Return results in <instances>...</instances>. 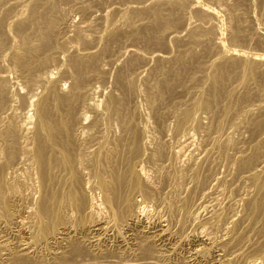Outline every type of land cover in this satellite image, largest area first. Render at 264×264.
<instances>
[{
  "label": "bare ground",
  "instance_id": "bare-ground-1",
  "mask_svg": "<svg viewBox=\"0 0 264 264\" xmlns=\"http://www.w3.org/2000/svg\"><path fill=\"white\" fill-rule=\"evenodd\" d=\"M11 1L13 2L12 4H10ZM59 1L33 0L21 3L18 0H0V264H107L112 262L113 258H117L115 264H173L174 260L182 259V256L180 257V251L185 248L188 242L191 249L188 252L186 251L187 255L182 259L184 264H233L236 260V262L238 260L240 262V258L242 259L246 255V250L240 249L242 247L241 244L246 241L243 240V237L247 235L245 234V231H247L245 229L257 228L259 222L262 221V217L259 220L260 215L264 214V136H261L264 131V105L259 104L260 107L258 109L261 112L258 115H256L257 113L252 114V109L250 110L248 108V103L254 100L255 97L260 99L258 96L264 89V60L262 56L255 53L256 55L254 54L253 58H248V56V59H244V57L243 59H227L226 52L222 50H218L217 52L216 47H214L216 55L215 53L212 54V52H209L212 54V57L215 55V58H212L213 60L209 59L211 61L209 63L202 60L204 58L200 59L202 56L197 57L196 52L193 53L194 49L186 52L180 51L181 53L177 51L176 54L179 55L175 59L172 58L173 62L169 61V58L156 55L157 64L147 69L146 76L141 82H139V78L137 77L139 73H135L136 75H134V72L138 68H141L142 58L140 56L143 54H139V57L134 56L131 60L129 56V61L127 60V63L125 62L124 64L123 60V67L121 66L122 68H119L116 71L117 73L115 72L116 75H113V80L111 79V82L113 81L111 84V86L113 85V89L110 88L112 91L104 96L101 94L103 98L99 101L100 97L96 98V96L97 94L101 96L97 91V88L100 90V86L96 88V85L93 83H97V86L99 83V85H102L104 79H106L105 76H109L106 75L104 70H101L102 67L100 64L103 63L101 62L103 57L109 58L108 54L110 50L113 51V44L111 43L114 42L116 45V42L121 38L131 36L137 40L136 42L140 41L144 45V48H164L166 45L164 32L169 28L172 31L171 29H174L176 26L178 27L183 16L178 17L175 13L176 10L180 11L181 5L183 4L177 3L174 0H160L155 3V6L153 5L154 3L152 4L153 8L147 6L149 9H146V7H143V11H140L141 9L136 11L137 7H134L135 11H132L133 9H130V11L129 8L128 10L125 8L127 12L121 16L123 22L125 21L132 26L143 16L150 18V21H147L148 23L145 22V25L141 27L137 26L140 23H137V25L135 23V28L136 26L139 28L133 30L134 26L133 28L131 27L132 29L129 27L133 30L130 33V30L127 31V26L125 27L126 32H119L121 28L120 24L117 25L118 27L116 29L115 17H113V21L110 15L112 20L108 21L110 18L107 19V25L103 33L93 35L94 33H90L91 29H93L92 27L87 24L82 25L86 22V17L91 15L87 11L89 8H84L85 6L83 4L78 6V2L76 7L81 17L79 19H82V21L80 23L77 22L76 25L69 26L70 24L64 23V20H62L63 17H60ZM196 1L198 2V0ZM236 1L237 5L238 3H241V5L242 3L246 4V0ZM8 3L11 7L7 5ZM189 3L194 5L195 0H191ZM208 3L210 4L212 2L206 1V5ZM199 5H202V3ZM206 5L201 8V12L205 10L209 17L207 15L205 16L204 13L203 16L209 19L210 16L213 18L218 17L219 12L217 13V7L213 8ZM5 6H9L10 8H7V10ZM17 6L21 10L14 14L15 10L13 12V9ZM238 6L240 7V5ZM150 7L152 6L150 5ZM239 7L231 10V13H229L230 15L228 17L231 20L233 18L240 19L241 12L239 13L238 11ZM116 9H119V7ZM192 15L194 16V13ZM104 17L102 16L101 18ZM201 18L202 21L205 19L203 17ZM8 20L11 21L8 22ZM101 22H103V19ZM234 23L236 24L238 22ZM240 23L239 20V26L236 25L234 30H229L231 31V38L229 39L233 43H244L243 40L247 37V28L240 25ZM197 25H199V22ZM61 26L63 28L65 27V30L68 29V31L73 33L69 40L72 46H83L82 52L88 49L86 47H89L91 40L87 34L90 33L96 37H94L95 41L103 42L101 51L86 53L84 51V53H78L75 49V52L72 49L74 53L71 51L72 54H68V35L66 37L67 41L65 42L63 39L64 36H62L65 30ZM60 27L64 32L61 35L63 38L60 36L63 40L59 41L56 37L59 33L56 34V30L59 29L58 31L60 32ZM187 27L189 26L187 25ZM193 28L195 29L194 26ZM208 28L210 29V26ZM215 29L212 30L215 31ZM191 30H188L190 33L187 31L191 37L190 45L195 48H201L207 53L212 44L208 47L207 44L209 41L208 43L203 41L202 34L196 32L197 29L195 31ZM87 31L88 33L86 34ZM180 31L182 32V30ZM217 31L216 34L219 33ZM262 31L263 33H261L264 36V29ZM100 32L96 33L98 34ZM175 32L172 33L174 34ZM207 33L206 35H208ZM223 33L221 31V34ZM221 34L216 36H220ZM225 34L228 37L229 33ZM169 36L166 38H170ZM174 37L175 39L178 38L177 36ZM206 38L209 37L207 36ZM209 40L212 39L209 38ZM122 42L124 41L122 40ZM222 44H219L218 48ZM234 46L236 47V45ZM204 51L202 53L206 55ZM169 53L167 51L165 54ZM58 54L65 56L63 63L59 61L61 59H58L59 57L61 58L60 55L57 58L56 55ZM131 54L134 55L135 52ZM204 57L207 58V56ZM144 59L142 62H144ZM104 60L107 59L104 58ZM145 63L144 66L146 68L147 65ZM8 72L12 74V79L10 78L11 75L8 77ZM204 72L206 74L200 76ZM234 76L237 77L233 79ZM238 77L240 78L238 82L240 80L242 81V88L240 86L241 83L239 84L241 88L240 92H237L238 88L233 87L237 81H234L235 84L232 85V80H237ZM251 85L255 86V91L254 89L253 91H251L252 89L250 90ZM178 87L183 88L185 91L193 90L196 93L190 94L189 91L190 96L195 97L194 101L185 104L184 107L179 103L177 105L183 108L181 107L182 109L180 111H174L172 105L175 103L176 98L180 99L181 95L178 97V94L183 90L180 88V91H177ZM104 92L107 91L104 90ZM184 94L182 92V96H185ZM186 98L188 99V97ZM190 99L192 100V98ZM255 101L257 103V100ZM141 102H143L146 110H148L147 112H150V116L154 119L153 125H156V131H160L162 127L161 123L165 120V117L173 114L172 117L174 118L172 119L175 122L172 133L175 142L173 147L170 148V154L167 150L169 146L155 137L153 132L149 134L147 131L148 127L144 123V113L139 106ZM237 102L239 103V107L235 108L234 104ZM243 104H246L248 109L242 107ZM17 105H19L18 109L23 112L21 117L19 116L21 114L16 112ZM177 107H175V110ZM201 111L208 114L206 116H208L209 120L206 119L209 121V125L206 130L202 127V123L200 124V117L202 115H200V119L197 116ZM239 115L247 119L246 134L249 133L253 144L251 148L249 147L250 150L239 148V141L237 144L229 138L223 137L224 135L222 137L220 135V131H223L226 125L229 127L228 124H231V128L238 127L237 123H234L233 120ZM168 120L171 122V119ZM166 121L165 123L168 124L169 122L167 123ZM201 132H206L204 133V135L206 134L205 144L208 147L212 146V149L214 148L218 160L226 166L227 175L222 177L218 175L219 177L214 181V183L216 182L215 188L219 187L220 189L222 187L220 191L226 197L224 199L226 200L224 202L226 204L219 206L218 204L220 203L214 204L215 201L211 202L213 195L209 200L210 203H205L203 198V202H201L199 196H197L199 199L198 202L200 201V207L198 206L199 208L191 212V209H189L191 195L196 193V190L198 192L200 186L202 189V187L204 188L206 185H209L212 181L210 177L215 175L214 167L208 169V173L201 172L202 166L205 165L204 161L210 156L212 150H206L207 148L203 146L205 148V150L202 148L203 154L205 153L204 156H191L190 159L188 158L189 161L184 168H181L177 161L179 162V158L182 155L179 150L181 146L192 141L194 135H199ZM246 137L247 141H250L248 136ZM209 144L211 145L209 146ZM193 148L196 149L195 147ZM197 154L200 155L199 151ZM180 159L184 160V157ZM143 162L147 164L146 166L148 168L153 169L155 182L149 180L147 173L151 170L146 172L145 169L147 167L144 169L145 166L143 167L141 164ZM163 162L170 164H168L169 166H165ZM219 166L222 167L221 164ZM222 168L226 171L224 167ZM200 173L205 175L201 176ZM229 176V180L232 178L234 180L244 179L253 187L252 189L248 185L249 191H251L250 189L253 190L249 192L247 188L244 190L243 187L245 186L242 185L241 189L244 192L239 194L240 199L238 197L242 202L240 204L242 218L241 215L240 218L246 223V228L242 226L243 223L240 224L238 222L239 219L237 221L231 220L228 217L231 216L230 213L226 211L228 207L236 208L237 203L234 201V196L237 195H233V193L234 190L240 189L231 188V182H229L231 186H228L227 177ZM167 182L173 184L171 188L172 192L170 194L168 193V198L163 200L167 212L168 227L162 226L161 221L157 220L159 217L156 219V225L151 227L148 224L150 221L147 223L146 218H144L148 209L147 201L155 194L156 187L160 184L165 187L164 185ZM184 182L190 185L186 195L182 193L183 191L179 187ZM155 184L159 185L155 186ZM238 184L237 187H240V183ZM211 185L213 188L214 184L211 183ZM178 187L181 190L179 192L185 196H178ZM205 195L202 193V196H200L205 197ZM220 195L218 196L221 197L222 195ZM137 196L141 197L142 202H136L135 198ZM157 206L156 203L154 207L156 208ZM237 206H239V203ZM201 207L210 214L207 217L208 219L202 220L204 217L202 218V215L198 212ZM229 210L231 212V209ZM185 219L188 221L186 222ZM263 222L262 224H264ZM188 223H195L196 226L191 231L185 232L186 234L182 233L183 235H179L178 231L183 230ZM227 224L230 227H227ZM122 230L124 233H122ZM184 230L186 231L187 229ZM213 230L216 232L217 230L222 231V235L219 238L217 236L218 234L211 235ZM255 230L256 234L260 232L257 233V229ZM258 230L260 229L258 228ZM108 232L114 233L117 239L116 245L108 244L111 242H108L111 238V236L110 238L108 237L109 235L107 236ZM204 237L208 238L209 245L203 239ZM261 243H263L262 240ZM261 243L258 245L260 246ZM222 246L227 248L235 246L236 248L239 247L240 250H234L230 254L225 251L226 253L221 258L219 257L220 260L217 261L215 260L217 256L216 249ZM259 249L252 248V251L254 250L255 254L259 255L262 252L258 251ZM129 252H131L130 255ZM251 253L248 255L252 256ZM210 255L213 258L211 261L208 260V256ZM260 259L264 261V253L261 254ZM182 260L179 261L181 262ZM255 262L257 261L254 258L246 262V264H255Z\"/></svg>",
  "mask_w": 264,
  "mask_h": 264
},
{
  "label": "rangeland",
  "instance_id": "rangeland-1",
  "mask_svg": "<svg viewBox=\"0 0 264 264\" xmlns=\"http://www.w3.org/2000/svg\"><path fill=\"white\" fill-rule=\"evenodd\" d=\"M19 2H21V3H24V2H30V1H33V0H18ZM133 3H132V2ZM138 1H140V2H138ZM144 1L145 0H63V8H62V6H61V3H62V0H60L59 1V4H60V8H59V14H60V17H63L62 18V20H64L63 22L64 23H66V24H70L69 26H71V25H76L77 24V22L78 23H80L81 21H82V19H79V18H81L80 17V15L78 14L79 12H78V9H77V7H76V5H77V3H78V6L79 5H84L83 7L84 8H89V9H91L90 10V12H89V9L87 10L88 11V13H91V15H88V13H87V17H86V22L85 23H83L82 25H89L90 27H92L94 30H96V31H94L93 29H91V31H90V33H94L93 35H99V34H101V33H103V30H104V28H105V26L107 25V23H106V21H107V19L108 18H110L111 16H112V19H113V17H115V20H116V25H115V27H116V29H117V25H119L120 24V31L119 32H126V28L128 29L127 31H129V33L131 32V31H133V30H135L136 28H139V27H137V26H142V25H145V22L146 23H148L150 20V18H147L146 16H143V17H141V18H139L138 19V21L137 20H135V21H137V23H140V24H138L137 25V23H136V28H135V23H134V25H129V23H127V22H123V20L121 19V16L125 13V12H127V10H128V8H129V10L131 9H133L132 11H135V8L134 7H137V9H136V11H138V10H140V11H143V7H146V9L149 7V8H153V5L155 6L156 4V2L157 1H160V0H154V1H152V0H148V2H147V0H146V2L144 3ZM174 1H176L177 3H181V4H183V5H181V8H180V11L179 10H176V16L178 15V17H180V16H185L184 17V19H182L183 17H181V22H183V23H181L180 22V24L178 25V27L176 26V27H174V29H171L172 31H170V28L169 29H167V31H168V33H167V31H165L164 32V37H165V51H164V48H159V47H151V49H150V47H146V48H144V45L139 41V42H136L137 40H135V39H133V37H131V36H126L127 38H129V39H127L126 37H123V41L124 42H122V40L120 39V40H118L117 42H116V45H115V43L113 42V43H111V44H113L112 45V47H110L111 46V44H110V48H112L113 49V51L112 50H110V53L108 54V56H109V58H107V57H103V59L101 60V62H103V63H101L100 64V66L102 67L101 68V70H104V72L106 73V75H111L110 77L109 76H105V78L106 79H104V82H106L105 83V85H104V82H103V84L102 85H99L98 84V86H97V83L95 84V83H93L94 85H96L95 87L97 88V87H99V89L100 90H98V88H97V91L99 92V94L101 95H107V93L109 94V92L110 91H112L110 88H112L113 89V85L111 86V84H112V82H111V79L113 80V78H114V76L116 75V71H118L119 70V68L121 69L123 66H122V64H123V60H124V64H125V62L127 63V60L129 61V58H130V60L131 59H133L134 58V56L136 57H139V54L140 55H142V56H144V57H146L145 59H144V57H142V56H140V58H142V61H143V59H144V62H142L141 61V68H138L137 70H139V71H135L134 72V75H136L137 73H139V74H137V77L139 78V82H141L142 81V79H144L145 78V76H146V72H147V69H149V68H152V67H154L156 64H157V59H156V55H158V56H160V57H163V58H169L168 60L169 61H172L173 59H175V58H177L178 57V55L179 54H176L177 53V51H178V53H181V52H186V51H189L190 49H194L193 50V53H195L196 54V56L197 57H199V56H202V57H200V59H202V58H204V59H202V60H204V61H206V62H208L209 63V61L210 60H213L214 58H215V55H216V51L218 52V50H222V51H225L226 52V57H227V59H243V57H244V59L245 58H247L248 56V58H253L254 56V54L256 53L257 55L259 54L260 56H262V58H263V60H264V36L262 35V33H263V29H264V0L262 1H260V0H246V4H243L242 3V5H241V3H238V5H240V7L237 5V1L236 0H225V2H224V0H198V2L195 0V3H194V5H192V3H189V1L191 2V0H189V1H185V0H179V1H181V2H179L178 0H174ZM202 1V2H201ZM205 1V2H204ZM206 1L208 2H212V3H210V4H212V5H210L209 3L207 4L208 6H211V7H213V8H216V9H218V11H217V13H218V17H215V18H213V17H211L210 16V19L208 18L209 17V15L205 12V10H202V12H201V8H203V6L204 5H206ZM61 2V3H60ZM65 2V3H64ZM111 2V3H110ZM226 2H227V4H226ZM250 2V3H249ZM263 2V3H262ZM13 2L11 1L10 2V4H12ZM81 3V4H80ZM113 3V4H112ZM137 3V4H136ZM142 3H143V6H142ZM149 3H150V5L152 6V7H150V5H149ZM154 3V4H153ZM184 3H186V4H184ZM200 3H202V5H199ZM215 3V4H214ZM220 3V4H219ZM245 3V2H244ZM252 3V4H251ZM257 3V4H256ZM10 4L8 3L7 5H9L10 6ZM106 4V5H105ZM140 4V5H139ZM146 4V5H145ZM153 4V5H152ZM192 6H191V5ZM197 4V5H196ZM233 4V5H232ZM131 5V6H130ZM138 5H139V7H138ZM199 5V6H198ZM206 5V6H207ZM220 5V6H219ZM7 7V6H5L6 7V9L8 8H10V7ZM86 6H88V7H86ZM130 6V7H129ZM148 6V7H147ZM184 8H183V7ZM195 6H198V7H195ZM215 6V7H214ZM219 6V7H218ZM233 6H237V7H239V9H238V11H239V13L241 12V14H240V16H239V20H240V25H242V26H244L245 28H247L246 30V32L248 33V35H247V33H246V36L247 37H245V39L243 40V42L244 43H240V44H238V43H233V42H231L232 40H230L229 38H231L230 36H231V31L232 30H234L235 28H236V25L237 26H239V20L237 19V18H233V20H231L228 16L230 15L229 13H231V10H234V9H237V7H233ZM76 7V8H75ZM82 7V6H81ZM98 9H97V8ZM117 7H119V9H116ZM141 7V8H140ZM192 7H194V8H192ZM200 7V8H199ZM222 7V8H221ZM232 7V8H231ZM258 9H257V8ZM18 8V9H17ZM107 8V9H106ZM125 8L127 9V10H125ZM148 8V9H149ZM219 8H220V10H219ZM228 8H229V10H228ZM7 9V10H8ZM76 9H77V11H76ZM93 9V10H92ZM96 9V10H95ZM122 9V10H121ZM123 9H124V11H123ZM195 9V10H194ZM226 9H227V11H226ZM14 10H15V12H14ZM21 9H20V7H14V9H13V12H14V14L18 11H20ZM71 10V11H70ZM95 10V11H94ZM115 10H117V11H115ZM119 10V11H118ZM130 10V11H131ZM144 10H145V8H144ZM182 10H184V11H182ZM92 11V12H91ZM122 11V12H121ZM177 11H179V12H177ZM204 11V12H203ZM224 11V12H223ZM229 11V12H228ZM257 11V12H256ZM262 11V12H261ZM17 12V13H18ZM77 12V13H76ZM94 12V13H93ZM95 12H96V15H95ZM106 14H105V13ZM110 12H111V14H110ZM119 12H120V14H119ZM129 12V11H128ZM184 12V13H183ZM192 12V13H191ZM195 12H197V13H195ZM202 13V15H201V13ZM250 12V13H249ZM122 13V14H121ZM183 13V14H182ZM185 13H186V15H185ZM194 13V16L192 15ZM198 13H200V14H198ZM203 13H204V15L206 16H208L207 18L205 17V16H203ZM244 13H246V14H244ZM62 14V15H61ZM191 14V15H190ZM199 16H198V15ZM221 14V15H220ZM227 14V15H226ZM243 14V15H242ZM93 15V16H92ZM111 15V16H110ZM120 15V16H119ZM197 15V16H196ZM224 15V16H223ZM251 15V16H250ZM90 16V17H89ZM92 16V17H91ZM96 16H97V18H96ZM104 17V18H101V17ZM116 16H118V17H116ZM148 19H146V18ZM193 17V18H192ZM196 17H197V19H196ZM201 17H203V18H205V19H203V21L201 20L202 18ZM220 17V18H219ZM246 17V18H245ZM69 18V19H68ZM92 18V19H91ZM186 18V19H185ZM241 18H243V19H241ZM96 21H95V20ZM98 19H100L99 21H98ZM102 19H103V22H101L102 21ZM105 19V20H104ZM111 18L110 19H108V21L110 20H112ZM193 20V21H191V20ZM196 19V20H195ZM200 19V20H199ZM215 19H217L216 21H215ZM251 19V20H250ZM69 20V22H67ZM146 20V21H145ZM183 20V21H182ZM211 20V21H210ZM221 22H220V21ZM229 20V21H228ZM243 20H244V22H243ZM261 20V21H260ZM11 20H8V22H10ZM98 21V22H97ZM113 21H114V19H113ZM148 21V22H147ZM185 21V22H184ZM191 23H190V22ZM228 21V22H227ZM232 22V24H231V22ZM246 21V22H245ZM72 24H71V23ZM94 24H93V23ZM120 22V23H119ZM198 22H199V25H197L198 24ZM201 22H202V24H201ZM213 22H214V24H213ZM218 22V23H217ZM234 22H238V23H234ZM101 23H102V26H101ZM103 23H104V25H103ZM124 23V24H123ZM187 23V24H186ZM189 23H190V25H189ZM197 23V24H196ZM223 23V24H222ZM225 23V24H224ZM230 23V24H229ZM245 23H247V24H245ZM183 24V25H182ZM186 24V25H185ZM196 24V25H195ZM209 24V25H208ZM211 24V25H210ZM217 24V25H216ZM218 24H219V26H218ZM244 24V25H243ZM95 25V27H93ZM97 25H99V26H97ZM182 25V26H181ZM187 25L189 26V27H187ZM201 25V26H200ZM229 25V26H228ZM232 25V26H231ZM233 25H235V26H233ZM66 26V25H65ZM123 26V27H122ZM127 26V27H126ZM133 26H134V28H133ZM183 26H185V27H183ZM193 26L195 27V29L193 28ZM196 26H200L199 27V29H198V27H196ZM204 26V27H203ZM210 26V29L208 28ZM215 26H216V29H215ZM62 28H63V26H61ZM60 27V32L58 31L59 29H57L56 30V34H58V35H56V37H57V39L60 41V40H65V42L68 40V43H69V40H70V37H71V35L73 34L71 31H68V29H66L65 30V27L63 28L64 30H65V32H64V30H62V28ZM99 27V28H98ZM126 27V28H125ZM132 27L133 28V30H131L130 28ZM182 27V28H181ZM192 27V28H191ZM217 27H219L218 29H217ZM224 27V28H223ZM232 27V28H231ZM235 27V28H234ZM250 27V28H249ZM97 28V29H96ZM123 28V29H122ZM171 28H173V27H171ZM190 28V29H189ZM123 31H122V30ZM175 29H176V32H175ZM179 29V30H178ZM196 30V32H198V33H201L202 34V38H203V41H205V42H207L208 43V41H209V43L207 44L208 45V47H209V45H211L210 47H209V50H208V52L206 53L203 49H201V48H198V47H194V46H192V45H190L191 44V37H190V34H188V33H190L189 31L190 30ZM202 29V30H201ZM215 29V31H213V30ZM223 29V30H222ZM93 30V31H92ZM180 30H182V32L180 31ZM183 30H184V32H183ZM189 30V31H188ZM191 30V31H192ZM204 30V31H203ZM218 30V31H217ZM229 30H231V31H229ZM249 30V31H248ZM58 31V32H57ZM68 31V32H67ZM101 31V32H100ZM187 31H188V33H187ZM212 31V32H211ZM216 31L217 32H219V33H217L216 34ZM221 31H222V33L223 34H221ZM229 31V32H228ZM64 32V33H63ZM96 32H100V33H96ZM170 32V33H169ZM172 32H175L174 34L172 33ZM205 32V33H204ZM208 32V33H207ZM210 32V33H209ZM262 32V33H261ZM61 33V34H60ZM62 33H63V35H62ZM65 33H68V34H65ZM88 33V31L86 32V34ZM87 34V35H89L90 37H88L90 40H91V42H90V44H89V47H86V48H88V49H86V50H84L85 51V53L86 52H98V51H101V49H102V46H103V42H99V41H95V36H93L92 34ZM166 33V34H165ZM177 33V34H176ZM179 33V34H178ZM180 33H181V35H180ZM206 33L208 34V35H206ZM211 33H212V35H211ZM225 33H229L228 34V37H227V34H225ZM65 34V35H64ZM69 34H70V36H69ZM171 34V36H169ZM173 34V35H172ZM214 34V35H213ZM219 35V34H221L220 36H216V35ZM251 34V35H250ZM258 34V35H257ZM64 36V38L62 37V36ZM67 35H68V37H67ZM92 35V36H91ZM166 35V36H165ZM186 35V36H185ZM204 35V36H203ZM206 35V36H205ZM211 35V36H210ZM260 35V36H259ZM262 35V36H261ZM59 36V37H58ZM63 38V39H61V37ZM170 37V38H166V37ZM172 36H173V38H172ZM174 36H177L178 38L177 39H175V37ZM209 37L210 39H212V40H209V38H206V37ZM223 36V37H222ZM227 38H226V37ZM66 37H67V40H66ZM94 39H93V38ZM131 37V38H130ZM182 37V38H181ZM183 37H184V39H183ZM186 37V38H185ZM205 37V38H204ZM215 37H217L216 39H215ZM221 37V38H220ZM254 37V38H253ZM256 37V38H255ZM60 38V39H59ZM125 38V39H124ZM174 40H172V39ZM226 38V39H225ZM246 38H247V40H246ZM249 38V39H248ZM262 40H261V39ZM169 41H167V40ZM181 39V40H180ZM205 39V40H204ZM215 39V40H214ZM221 39V40H220ZM257 39V40H256ZM130 40H133V41H130ZM172 40V41H171ZM178 42H177V41ZM183 40V41H182ZM189 40V41H188ZM228 40H230V41H228ZM167 41V42H166ZM171 41V42H170ZM180 41H182L181 43H180ZM185 41V42H184ZM216 41V42H215ZM218 41V42H217ZM223 41V42H222ZM254 41V42H253ZM259 41V42H258ZM126 42V43H125ZM128 42H129V44H128ZM221 42V43H220ZM67 43V53L68 54H72V53H74L75 52V50H76V52H78V53H84V51L82 52V48H83V46H72L70 43L68 44ZM135 43V44H134ZM175 43V44H174ZM222 43H224V44H222ZM232 43V44H231ZM256 43H260V44H256ZM121 44V45H120ZM132 44V45H131ZM142 44V45H141ZM184 44V45H183ZM188 44V45H187ZM214 44V45H213ZM217 44V45H216ZM219 44H222L221 46H219V48H218V45ZM236 45V47L234 46V45ZM238 44V45H237ZM246 44V45H245ZM97 45V46H96ZM126 45V46H125ZM131 45V46H130ZM138 45H140V46H138ZM231 45V46H230ZM101 46V48H99ZM117 46H119V47H117ZM122 46V47H121ZM136 46V47H135ZM175 46V47H174ZM213 46V47H212ZM229 46V47H228ZM234 46V47H233ZM244 46V47H243ZM247 46V47H246ZM96 47V48H95ZM117 47V48H116ZM131 47V48H130ZM139 47V48H138ZM188 47H189V49H188ZM191 47H193V48H191ZM214 47H216V51H215V48ZM241 47H243V48H241ZM80 48H81V50H80ZM90 48V49H89ZM109 48V49H110ZM121 50H120V49ZM124 48H125V50H126V52H125V50H124ZM133 48V49H132ZM136 48V49H135ZM148 48V49H147ZM159 50H158V49ZM212 48V49H211ZM214 48V49H213ZM233 48H234V51H233ZM236 48V49H235ZM239 48V49H238ZM245 48V49H244ZM72 49H73V51H72ZM75 49V50H74ZM163 49V50H162ZM168 49V50H167ZM185 51H184V50ZM224 49V50H223ZM232 49V50H231ZM243 49V50H242ZM252 49V50H251ZM70 50V51H69ZM130 50H132V51H130ZM137 50H139V51H137ZM144 50V51H143ZM162 52H161V51ZM204 51L205 53H206V55H204V53H202V51ZM249 50V51H248ZM263 50V51H262ZM71 51H72V53H71ZM112 51V52H111ZM121 51V52H120ZM123 51H124V53H123ZM143 51V52H142ZM152 51H153V53H152ZM167 51H168V53H169V51H170V53L169 54H165V53H167ZM175 51V52H174ZM181 51V52H180ZM213 51H215V52H213ZM231 51V52H230ZM236 51V52H235ZM242 51V52H241ZM248 51V52H247ZM252 51V52H251ZM262 51V52H261ZM130 52V53H129ZM133 52V54H134V52H135V54L134 55H132L131 53ZM151 52V53H150ZM164 52V53H163ZM212 52V54H214L215 53V55H213L214 57H212V54H210V53ZM236 54H235V53ZM239 54H238V53ZM112 53V54H111ZM114 53V54H113ZM137 53V54H136ZM199 55H198V54ZM229 53V54H228ZM244 53V54H243ZM248 55H247V54ZM110 54H111V56H110ZM121 54V55H120ZM148 54V55H147ZM155 54V55H154ZM161 54V55H160ZM164 54V55H163ZM202 54V55H201ZM238 54V55H237ZM255 54V55H256ZM59 55L61 56V58L59 57ZM114 55V56H113ZM118 55H120L119 57H118ZM126 55V56H125ZM172 55H174V56H172ZM211 55V56H210ZM230 55V56H229ZM232 55H233V57H232ZM57 56V58L58 59H61V60H59V61H61L62 63L65 61V56L63 55V54H58V55H56ZM112 56H113V58H112ZM130 56V57H129ZM151 58H150V57ZM204 56H207V58L206 57H204ZM209 56V57H208ZM236 56V57H235ZM118 59H117V58ZM122 57V58H121ZM147 57H149V58H147ZM232 57V58H231ZM104 58L105 59H107L108 61H109V63H108V61L107 60H104ZM154 58H155V60H154ZM173 58V59H172ZM213 58V59H212ZM247 58V59H248ZM110 59V60H109ZM120 59V60H119ZM148 59H149V61H148ZM171 59V60H170ZM210 59V60H209ZM116 60H118V61H116V63H115V61ZM208 60V61H207ZM114 61V62H113ZM121 61V62H120ZM156 63H155V62ZM175 61V60H174ZM111 62H113V63H111ZM146 62V63H145ZM150 62V63H149ZM153 62V63H152ZM173 62V61H172ZM211 62V61H210ZM264 62V61H263ZM106 63H108V64H106ZM118 63H119V65H118ZM143 63V64H142ZM144 63L147 65L146 66V68H145V66H144ZM149 65H148V64ZM123 64V65H124ZM115 65V66H114ZM154 65V66H153ZM105 66V67H104ZM110 66V67H109ZM122 66V67H121ZM142 66H144V67H142ZM151 66V67H150ZM108 67V68H107ZM107 69V70H106ZM111 69V70H110ZM109 70V71H108ZM113 70V71H112ZM145 72H144V71ZM116 72V73H115ZM143 72V73H142ZM110 73V74H109ZM114 73V74H113ZM136 73V74H135ZM140 73H141V75H140ZM143 74V75H142ZM204 74H206V72H204V73H202V74H200V76H202V75H204ZM7 75H8V77L11 75V79H12V74L11 73H7ZM114 75V76H113ZM54 76H57V75H54ZM140 76V77H139ZM143 76V77H142ZM237 77V76H236ZM235 76L233 77V79L234 78H236ZM9 78V79H10ZM141 78V79H140ZM10 79V80H11ZM110 81H109V80ZM240 78L238 77L237 78V80L235 79V80H232V85H234L235 84V82L237 81L238 82V80H239ZM107 80V81H106ZM235 81V82H234ZM236 82V85H234L233 87H236V89L238 88V90H237V92H240L241 91V88H242V81L240 80L238 83ZM241 83V84H240ZM11 84V83H10ZM239 84H240V86H241V88H240V86H239ZM104 85V86H103ZM107 85V86H106ZM109 85V86H108ZM66 86V85H65ZM102 86V87H101ZM238 86V87H237ZM252 86V87H251ZM250 87V90L251 91H253V89L255 88V86L254 85H251ZM108 87H109V89H108ZM108 90H107V89ZM181 88V87H180ZM180 88L178 87L177 88V91H180ZM102 89V90H101ZM105 91H107V92H104V90ZM181 89H183V88H181ZM240 89V90H239ZM184 90V89H183ZM183 90H181L180 91V94H178V97L180 96V99L179 98H176L175 99V103L171 106L173 109H174V111H180V109H182L183 107H184V105L185 104H189V103H191V102H193L194 101V99H195V97H193V96H190V94L191 93H196L195 91H193V90H189L190 91V94H189V91H183ZM254 91H255V89H254ZM101 92V93H100ZM182 92H183V94L186 96V97H188V99L185 97V96H182ZM104 93V94H103ZM177 93H179V92H177ZM188 93V94H187ZM102 95L101 96H99L98 94H97V96H96V98H99V101H100V99L102 100ZM188 95V96H187ZM239 95V94H238ZM264 89L262 90V92H260V94H259V96H258V98H260V99H257V97H255L254 98V100H252L251 102H249L248 103V108L251 110V113L252 114H256V115H258V113L259 112H261V111H259V107H260V103H261V105L263 104L264 105ZM181 97H182V99H181ZM186 98V99H185ZM190 98H192V100L190 99ZM177 100V101H176ZM255 100H257V103H255L256 101ZM262 100V101H261ZM188 103H187V102ZM190 101V102H189ZM185 102V103H184ZM259 102V103H258ZM142 103V104H141ZM140 103V108H141V110L143 111V113H144V117H145V124H146V127H148L147 128V131L149 132V134H150V132H151V134H152V132H153V134H155L154 136L155 137H157L159 140H161V142L163 141V143H166V145L167 146H169V149L170 148H172L173 147V144H174V142H175V138H174V135H173V133H172V129H173V124H174V122H175V120H173L172 118H174V117H172V115L171 114H169L168 116H169V118H168V116H166L165 117V120H163L162 121V129L160 128V131H156V125L154 124L153 125V121H154V119L152 118V116H150V112H147L148 110H146V108H145V106H144V104H143V102H141ZM182 104V108L180 107V105H177V104ZM184 103V104H183ZM238 103V102H237ZM237 103H235L234 104V106H235V108H238L239 107V103L237 104ZM252 103H254V104H252ZM249 104H251V105H249ZM238 105V106H237ZM253 105V106H252ZM256 107H255V106ZM259 105V106H258ZM176 106H178L177 108H176V110H175V107ZM237 106V107H236ZM251 106V107H250ZM242 107H245V108H247L246 107V104L244 105L243 104V106ZM19 108V105H17V113H20L21 115H19L20 117L22 116V111L20 110V109H18ZM145 108V109H144ZM247 108V109H248ZM255 108V109H254ZM177 109H179V110H177ZM257 109H258V111H257ZM21 112H20V111ZM145 110V111H144ZM254 110H256V111H254ZM255 112V113H254ZM148 113V114H147ZM200 113V114H199ZM198 114H197V116H198V118L200 117V115H202L199 119L201 120H199L200 121V124L202 125V127H204V130H206V128L208 127V125H209V119H208V116H206V115H208L206 112H204L203 113V111H201V112H199ZM147 115H149V116H147ZM171 115V116H170ZM243 115V114H242ZM242 115H239L238 117H236L233 121H234V123L236 122L237 123V128H235V127H230V125L231 124H228L229 125V127L231 128H229V127H227V125L224 127V129H223V131H220V135H221V137L223 136V137H225V138H229L231 141H234L235 143H237L238 144V141L240 142L239 144H238V146H239V148H242V149H249L250 150V148L252 147V139L250 138V136H249V133L248 134H246V131H247V129H246V125H247V119H245V117H243ZM255 115V116H256ZM206 116V117H205ZM208 120H207V119ZM168 119H171V122H170V120H168ZM203 119V120H202ZM205 119H206V121H205ZM240 119V120H239ZM242 119V120H241ZM167 120V121H166ZM149 121H151V122H149ZM165 121L168 123V124H166L165 123ZM207 121H208V123H207ZM243 121V122H242ZM246 121V122H245ZM206 122V123H205ZM152 123V124H151ZM142 124V123H141ZM165 124V125H164ZM240 124V125H239ZM241 124H242V126H241ZM153 125V126H152ZM171 125V126H170ZM164 126H165V128H164ZM206 126V127H205ZM153 127V128H152ZM155 127V128H154ZM242 127V128H241ZM163 128H164V130H163ZM227 128V129H226ZM165 129H166V132H165ZM169 129V130H168ZM235 129H236V132H235ZM241 129V130H240ZM234 132H233V131ZM245 131V132H243V131ZM227 131V132H226ZM239 131V132H238ZM242 132V134H240L241 132ZM226 132V133H225ZM229 132H231V133H229ZM165 133H167V134H165ZM169 133V134H168ZM171 133V134H170ZM204 133H206V132H201V133H199V135L198 134H195L194 135V138L192 139V141H189L188 143H189V145H188V143H186L185 145H183V146H181V148L179 149L180 150V152H181V156H180V158H183L184 157V160H181L180 158H179V162L177 161V163H178V165L181 167V168H184V166L186 167L187 166V163H188V161H189V159H190V157L191 156H199V157H203L204 156V154H203V150H205V148H207L206 150H212V152H211V154H210V156L208 157L209 159L211 158V160L209 161V159L207 158L205 161H204V163H205V165H203L202 166V170H201V172L202 171H204L203 173H208L209 171H208V169H210V168H212V167H214V173H215V175L214 176H212V177H210V179L212 180H210L211 181V183L212 184H214L213 185V188H212V185H211V183H209V185H206V187H202V189L200 188H198V192H197V190L195 191L196 193H193V195H191V197H190V201H191V205L189 204V209H191V212H194L195 210H196V208H199L200 207V201L198 202V200L200 199L201 200V202H203V199H204V202L205 203H210V198L212 197V195H213V198H211V202H213V201H215L214 202V204H218V203H220V204H218L219 206L221 205V204H226V203H224V202H226V200H224V199H226V197L225 196H223L222 195V193H221V189H222V187L219 189V187H216L215 188V185H216V182L214 183V181H215V179L217 178V177H219L218 175H220V177H222V176H226L227 175V169L225 168L226 166L224 165V163H222L221 161H219L218 160V156L216 155V153H215V150H214V148L212 149V146H210L211 144H209V146L210 147H208V145H206L205 144V142H204V140L206 139V134L204 135ZM234 133V134H233ZM236 133V134H235ZM203 134V135H202ZM231 134V135H230ZM241 136H240V135ZM245 134V135H244ZM234 135V136H233ZM160 138H159V137ZM202 138H201V137ZM204 136H205V138H204ZM236 136V137H235ZM244 136V137H243ZM246 136H248V139H250V141L248 142L247 141V137ZM262 137L264 136V131H263V134L261 135ZM200 137V138H199ZM235 137V138H234ZM240 137V138H239ZM241 137H242V139H241ZM261 137V138H262ZM157 138H155V139H157ZM204 138V139H203ZM171 139V140H170ZM263 139H264V137H263ZM242 140V141H241ZM264 141V140H263ZM192 142H194V143H192ZM243 142V143H242ZM242 143V144H241ZM202 144V145H201ZM263 144H264V142H263ZM194 145V146H193ZM199 145V146H198ZM201 145V146H200ZM242 145V146H241ZM171 146V147H170ZM191 146V147H190ZM205 148H204V147ZM247 146H248V148H247ZM193 147H195L196 149H194ZM198 147V148H197ZM245 147V148H244ZM250 147V148H249ZM202 148H203V150H202ZM168 148H167V150H168V153L169 152H171V149L169 150ZM195 150V151H194ZM196 150H197V152H196ZM202 150V151H201ZM198 151H199V154L200 155H198L197 153H198ZM183 152V153H182ZM191 152V153H190ZM188 153H190V154H188ZM193 153H194V155H193ZM170 154V153H169ZM187 155H188V157H187ZM212 155V156H211ZM215 155V156H214ZM187 158V159H186ZM189 158V159H188ZM213 159V160H212ZM211 161H213V162H211ZM220 162V163H217V162ZM183 162V163H182ZM215 162H216V164H217V166H216V164H215ZM164 163V165L165 166H167L168 164H170V163H167V162H163ZM182 163V164H181ZM208 163V164H207ZM210 163H213V164H210ZM142 164V166L144 167V169L147 167V169H145L146 170V172H148L149 170H151L150 168H148V166H146L147 164H145L144 162L143 163H141ZM140 164V165H141ZM144 164V165H143ZM203 164V163H202ZM215 164V165H214ZM222 165V167H224V169L226 170V171H224L223 170V168L222 167H220L219 165ZM182 165V166H181ZM208 165H209V167H208ZM169 166V165H168ZM221 168H219V167ZM204 167V168H203ZM205 168H207V169H205ZM217 168H218V171L219 172H222V173H219L218 171H217ZM216 169V170H215ZM153 170V169H152ZM151 170V171H152ZM207 170V171H206ZM149 171L147 174H148V177H149V180L152 182H155V175H154V171ZM219 174H218V173ZM217 173V174H216ZM225 175H224V174ZM200 175L202 176L203 174L202 173H200ZM205 175V174H204ZM203 175V176H204ZM152 177V178H151ZM152 180H151V179ZM154 178V179H153ZM213 178V179H212ZM229 178H230V176L229 177H227V180H228V186L230 187L231 185V183H232V187L231 188H234V189H236V188H240V189H236V191L234 190V193H233V195H237V196H234V201H236V203H237V205H238V203H239V206H237L236 205V208L235 209H233V208H230V207H228V210H226L227 212H229L230 213V215L231 216H228L229 218H231V220H233V221H237L238 219L240 220H238V222H240V224L241 223H243V225L242 226H244L245 227V225H246V223H244L243 221V219H241L242 218V215H241V206H240V204H242V202H241V200H239L241 197L239 196V194H241V193H243L244 191H243V189L244 190H246V188H247V190L249 191V186L251 185L249 182V184L247 183V181L246 180H244V179H238V180H234L233 178L232 179H230L229 180ZM233 180H234V182H233ZM209 181V182H210ZM242 181V182H241ZM229 182H231V183H229ZM237 182V183H236ZM246 182V183H245ZM186 182H184V184L183 185H179V187L181 188V190L183 191L182 193L184 194L185 193V195L187 194V192H188V189H189V187H190V185L189 184H185ZM238 183H240V187H237L239 184ZM242 183H244V184H242ZM233 184H235V185H233ZM245 184H247V185H245ZM156 185H159V184H155V186ZM170 185H171V187H170ZM184 185H186V186H184ZM242 185H244L245 187H243V189H241L242 188ZM249 185V186H248ZM154 186V187H155ZM161 188H160V187ZM158 187H156L155 189V194L153 195V196H155V197H157V198H155V197H151L148 201H147V211H146V214H145V217L144 218H146V222L148 223L149 221V226H151V227H153V226H155L156 225V221L157 220H159V221H161L160 223L162 224V226L163 227H168V222H167V212H166V210H165V203H163V200L164 199H166V198H168V195L172 192V186H173V184H169V182H167V184H165L164 186L165 187H163L161 184L159 185ZM168 186V188H166ZM234 186V187H233ZM170 187V188H169ZM178 187V188H179ZM186 187V188H185ZM209 187H210V189H209ZM252 186H250V188H251ZM177 188V189H178ZM180 188H179V190H178V192L180 191L181 192V190H180ZM157 189H158V191H157ZM168 189V190H167ZM184 189V190H183ZM185 189H186V191H185ZM208 189V190H207ZM211 189H213V190H211ZM218 189H219V191H218ZM252 189H253V187H252ZM252 189H250L251 191H253ZM160 190V191H159ZM163 190H165V191H163ZM174 190V189H173ZM205 191V192H202V191ZM210 190H211V193H210V195L208 196V194H209V192H210ZM237 190H239V192H237ZM241 190V191H240ZM167 191V192H166ZM169 191V192H168ZM199 191H200V193H199ZM207 191V192H206ZM215 191V192H214ZM251 191H249V192H251ZM162 192V193H161ZM163 192H165V193H163ZM179 192V195L178 196H185V195H183L182 193H180ZM238 194H237V193ZM156 193H157V195H158V193H159V195L157 196L156 195ZM166 193H167V196H166ZM169 193V194H168ZM198 193V195H196ZM202 193H203V195H205V193H207L206 195H205V197H201L202 196ZM178 194V193H177ZM216 194V196H214ZM220 195L221 197H219L218 195ZM161 195V196H160ZM164 195V196H163ZM195 195V196H194ZM201 195V196H200ZM232 195V196H233ZM161 198H160V197ZM163 196V197H162ZM197 196H199V199H198V197ZM138 197V196H137ZM135 198L136 199V202H142L141 200V197H138V198ZM170 197V196H169ZM194 197V198H193ZM197 197V198H196ZM235 197H237V198H235ZM238 197H239V199H238ZM203 198V199H202ZM206 198V199H205ZM221 198V199H220ZM139 199H140V201H139ZM153 199V200H152ZM156 199V200H155ZM160 199V200H159ZM162 199V200H161ZM218 201H217V200ZM236 199V200H235ZM195 202H194V201ZM154 201V202H153ZM157 201V202H156ZM160 201V203H158ZM208 201V202H207ZM220 201V202H219ZM222 201V202H221ZM240 201V202H239ZM153 202V203H152ZM217 202V203H216ZM151 203V204H150ZM156 203H157V205L159 206H161V208H160V206H159V208H158V206L155 208L154 206H156ZM162 203V204H161ZM198 203V204H197ZM155 204V205H154ZM213 204V203H212ZM196 205V206H195ZM162 206H163V208H162ZM199 206V207H198ZM150 207V208H149ZM194 209H193V208ZM202 208V209H201ZM199 210L200 211H198L201 215H202V220H205V219H208L207 217H209L208 215H210V214H208L207 212H206V210L203 208V207H201ZM229 209H231V212H230V210ZM238 209V210H237ZM205 210V211H204ZM155 211H157V212H155ZM239 212L240 211V213H235V212ZM152 212V213H151ZM203 214H202V213ZM226 212V213H227ZM232 212H234V213H232ZM156 215H155V214ZM158 213V214H157ZM160 213V214H159ZM232 213V214H231ZM155 215V217H153V215ZM207 214V215H206ZM236 214H238V215H236ZM148 215H149V217H148ZM159 215V216H158ZM240 215H241V218H240ZM206 216V217H205ZM233 216V217H232ZM149 219H148V218ZM159 217V219H157ZM166 217V218H165ZM237 217V218H236ZM261 217H262V221H260L259 222V225L261 226H257V228H250V229H245V230H247V231H245V234H247V235H245L244 237H243V240H246V241H244L242 244H241V250H246V252H245V257L243 256L242 257V259L240 258V262H239V260H238V262H236L235 261V263H233V264H241L242 262H244L243 264H246V262H248V261H250V260H253L254 258L256 259V261L257 262H255V264H264V261H263V259L261 260L260 259V257H261V254H263L264 253V224H262V222H263V220H264V214H261L260 215V219L259 220H261ZM177 218V220H179V218L178 217H176ZM176 218H175V220H176ZM157 219V220H156ZM186 220V222L188 221L187 219H185ZM164 222V223H163ZM165 222H167V223H165ZM154 225H153V224ZM264 223V222H263ZM190 224H192V225H190ZM188 223V227L186 228H184V229H187L186 231L183 229V230H181V231H178V233H179V235H183L182 233H185V232H189V231H191V229H193L194 228V226H196V224L194 225L193 223ZM190 226V227H189ZM192 226V227H191ZM230 227V225L229 224H227V227ZM263 226V227H262ZM246 228V227H245ZM258 228L260 229V230H258ZM263 228V229H262ZM255 229H257V233L258 234H260V235H258V234H256V230ZM250 230V231H249ZM253 230V231H252ZM215 230H213V232H214ZM250 233H249V232ZM213 232H211L212 234L211 235H213V234H218L217 236H218V238H219V236L220 235H222V231H218L217 230V232L215 233H213ZM249 233V235H248V233ZM251 232H252V234H251ZM122 233H124L123 232V230H122ZM263 233V234H262ZM186 234V233H185ZM109 235V236H108ZM216 235H214L215 237H217ZM251 235V236H250ZM256 235H257V237H256ZM107 236L110 238V236H111V238L109 239V241L108 242H110V243H108L109 245H116L117 244V239L115 238V236H114V233L113 232H108L107 233ZM113 236V237H112ZM248 236H249V238H248ZM262 236H263V239H262ZM246 237V238H245ZM252 237V238H251ZM260 237H261V239H260ZM115 238V239H114ZM206 237H204L203 239L205 240V242L206 243H208L209 242V240H208V238H206ZM252 239V240H251ZM113 240V241H112ZM247 240H248V242H247ZM251 240V241H250ZM261 240H262V242L263 243H261ZM253 241H255L254 243H252ZM114 242H116V243H114ZM251 242V243H250ZM248 243V244H247ZM259 243H261L262 244V246H261V244H260V246L258 245ZM247 244V245H246ZM208 245H209V243H208ZM249 245V246H248ZM255 245H257V246H255ZM187 246V247H186ZM186 246H185V248H183L181 251H180V257L183 259V257L185 256V255H187V252L191 249L190 247V244H189V242H188V244L186 243ZM244 246V247H243ZM245 246H247V248H248V250H247V248H245ZM225 246H222V247H219L218 249H216V254H217V256L215 257V260H220V258H221V256L223 255V254H225L226 252L228 253V254H230V252H234V250L235 251H237V250H240L239 249V247H235V246H230V247H225ZM254 248V249H256V248H258L259 249V247H260V249L258 250V251H262L261 253H259V255L258 254H255V251L253 250L252 251V248ZM263 247V248H262ZM189 248V249H188ZM262 248V249H261ZM219 249H220V251H219ZM227 249V250H226ZM251 249V250H250ZM232 250V251H231ZM187 251V252H186ZM226 251V252H225ZM229 251V252H228ZM184 252V253H183ZM224 252V253H223ZM252 252V253H251ZM220 253V254H219ZM249 253H251L252 254V256L251 255H248ZM131 254V252H129V255ZM183 254V255H182ZM128 255V256H129ZM128 256H127V258H128ZM252 258H251V257ZM255 256V257H254ZM257 256V257H256ZM220 257V258H219ZM246 258V259H245ZM110 259H112V258H110ZM110 259H108L109 261H112V262H110V263H107V264H115V260H117V258H113L112 260H110ZM182 259H179V260H182ZM213 258H212V256L210 255V256H208V260L209 261H211ZM179 260H174L173 262V264H180V263H183L184 264V262H183V260L180 262ZM241 260H242V262H241ZM246 261V262H245ZM180 262V263H179Z\"/></svg>",
  "mask_w": 264,
  "mask_h": 264
}]
</instances>
